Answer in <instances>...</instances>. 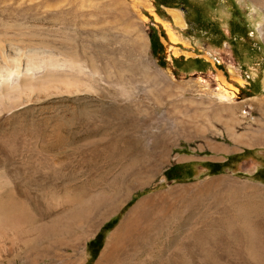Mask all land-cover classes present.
Returning a JSON list of instances; mask_svg holds the SVG:
<instances>
[{
    "label": "rangeland",
    "instance_id": "374dc122",
    "mask_svg": "<svg viewBox=\"0 0 264 264\" xmlns=\"http://www.w3.org/2000/svg\"><path fill=\"white\" fill-rule=\"evenodd\" d=\"M148 1L152 11L128 0H0V80L11 73L14 84L0 96V132L11 135L0 180L22 183L13 212L26 210V241H8L0 264H97L156 193L102 264H264V182L254 177H264V0H220L217 42ZM230 34L262 44L261 59L241 66ZM220 75L235 102L213 94ZM174 166L185 176L169 180ZM68 198L78 207L69 211ZM112 220L94 260L92 241Z\"/></svg>",
    "mask_w": 264,
    "mask_h": 264
},
{
    "label": "bare ground",
    "instance_id": "6f19581e",
    "mask_svg": "<svg viewBox=\"0 0 264 264\" xmlns=\"http://www.w3.org/2000/svg\"><path fill=\"white\" fill-rule=\"evenodd\" d=\"M131 6L134 9H149L152 11V7L150 4V1L148 0H128ZM173 15L174 23L178 28H184L185 25L182 22V18L180 14L177 11L170 10ZM165 27L168 29V38L172 43H176L180 41V37L174 33V31L170 30L167 23H164ZM184 25V26H182ZM179 38H178V37ZM188 45V44H186ZM185 45V46H186ZM184 46V45H183ZM173 48V47H172ZM177 50V49H176ZM211 52V51H210ZM175 53L178 54L176 51ZM209 54V53H208ZM186 55V54H185ZM192 55V54H191ZM210 55V54H209ZM43 67V66H42ZM32 69L27 70L25 72V75L22 77H19L21 80L20 83L17 86V90L21 91L27 84V79L30 77V72ZM230 74L233 75V77L236 74V70L230 65ZM18 76L19 73H17ZM238 74V73H237ZM34 75V74H33ZM12 74L10 73L9 76L3 78L0 80V96H9L11 91L14 88V84L11 80ZM32 77V76H31ZM233 80L236 81V79L233 78ZM218 81V87L213 90V94L219 101L221 102H227V103H233L235 102L238 90L235 86H233L231 83H229L224 76L220 75L217 79ZM18 82V79H17ZM240 82V81H237ZM16 83V82H15ZM242 84V82H240ZM212 92V91H211ZM3 99V98H2ZM11 140V135H8L6 133L0 132V155L4 152V150L7 147V142ZM42 177V176H41ZM22 187V183L20 181L14 182L13 184L9 182L7 179H1L0 180V241L3 242V244L0 245V250H9L10 248L6 245L9 241L11 245L15 246H21V242L26 241V237L20 236L21 231L25 228V221H23L24 216H26V210L24 208L18 209V214H15L14 208H15V202L13 195L15 191L19 190ZM160 196L159 193H156L152 196H149L145 199L140 200L135 207L131 210L129 215L122 221L120 226L113 232V234L110 236L107 245L105 249L103 250V253L100 257V260L97 264L105 263L108 259H110L113 255V253L116 251L117 242L122 236V232L125 229L126 225L128 224L129 220L136 216L137 213L146 207H148L152 201ZM131 197L129 198V200ZM70 200L68 207L72 209H75L78 207L79 201L75 199L68 198ZM139 214V213H138ZM134 222V221H133ZM131 223L134 224V223ZM9 231L12 232V234H9Z\"/></svg>",
    "mask_w": 264,
    "mask_h": 264
},
{
    "label": "flooded vegetation",
    "instance_id": "af4514ba",
    "mask_svg": "<svg viewBox=\"0 0 264 264\" xmlns=\"http://www.w3.org/2000/svg\"><path fill=\"white\" fill-rule=\"evenodd\" d=\"M153 3L157 6V8L167 9L173 8L177 10H181L182 18L185 23L184 29L188 34H193L192 32H196L199 30L200 32L207 34L208 38L213 39V41H220V36L225 35L223 32V26L216 20L211 12L222 13L224 9V3L220 0H192V5H189V0H152ZM226 12V11H225ZM224 14V13H223ZM198 15H200L205 22H197ZM233 22H231L232 24ZM238 24V23H235ZM217 26V28H216ZM245 26H237L238 30H243ZM197 29V30H196ZM247 29H245L244 33ZM182 36V35H180ZM227 39L224 43L228 44V48L232 50V54H237V51L240 59L242 57H246V52L249 53L251 59L254 60L255 54H260V48L257 44L251 43L250 41H246L245 38L241 37H233L230 34L226 36ZM155 41L161 45V39L159 36L156 37ZM213 42V44H216ZM230 46V47H229ZM241 49L242 51H240ZM234 60L235 57L233 56Z\"/></svg>",
    "mask_w": 264,
    "mask_h": 264
},
{
    "label": "trees",
    "instance_id": "16d2710c",
    "mask_svg": "<svg viewBox=\"0 0 264 264\" xmlns=\"http://www.w3.org/2000/svg\"><path fill=\"white\" fill-rule=\"evenodd\" d=\"M160 11H163V10L161 8H157L158 14H161ZM150 36H151V39H154V37H155V30L154 29H152ZM152 51H153V53H155V50L153 48H152ZM203 167H205V166H203ZM207 167H210V166L208 165ZM224 167H225V164H212L211 165V168H213L212 170H215L218 173L221 172L224 169ZM176 170H177V172H176V174H174V171H176ZM184 174L185 173L183 172V170L181 169L180 166L171 167L166 171V177L169 180H178L181 178L180 176H185ZM259 175H260V171H258L254 177L256 179H258L259 181L264 182V177L260 178ZM190 178H193V177L190 176ZM115 221L116 220H112V221L108 222L106 225H104V227L100 230V232L98 233L96 238L92 241L95 244V248L93 250L94 253L91 257L94 260L98 257V255H99V253H100V251L104 245L105 238H106L107 234L113 229V227L115 225ZM92 242H90V244Z\"/></svg>",
    "mask_w": 264,
    "mask_h": 264
},
{
    "label": "crops",
    "instance_id": "0c3cea01",
    "mask_svg": "<svg viewBox=\"0 0 264 264\" xmlns=\"http://www.w3.org/2000/svg\"><path fill=\"white\" fill-rule=\"evenodd\" d=\"M165 10H167V11H169V10H174V11H176L177 9H170V8H167V9H165ZM258 46H259V48H260V51H261V49H262V44H260V43H256ZM255 59H257V60H259V59H261V56H260V54H258V53H256L255 54ZM246 59V60H243V59ZM243 59H240V61L242 62V65L241 66H244L247 62H252V59H251V56L249 55V53L248 52H246V57H244ZM195 59H198L196 56H195ZM250 60V61H249ZM204 61H209L208 59H206V60H204ZM210 63H212V62H210ZM212 66L214 65L213 63L211 64ZM224 78H226V76L224 75ZM259 144H258V147L259 148H264V134H263V141H259L258 142Z\"/></svg>",
    "mask_w": 264,
    "mask_h": 264
},
{
    "label": "built area",
    "instance_id": "2783aa9c",
    "mask_svg": "<svg viewBox=\"0 0 264 264\" xmlns=\"http://www.w3.org/2000/svg\"><path fill=\"white\" fill-rule=\"evenodd\" d=\"M252 107L248 104V103H245L243 105V109H242V116L249 120V121H254L255 120V116L252 112Z\"/></svg>",
    "mask_w": 264,
    "mask_h": 264
},
{
    "label": "water",
    "instance_id": "95a60500",
    "mask_svg": "<svg viewBox=\"0 0 264 264\" xmlns=\"http://www.w3.org/2000/svg\"><path fill=\"white\" fill-rule=\"evenodd\" d=\"M170 9H173V8H170Z\"/></svg>",
    "mask_w": 264,
    "mask_h": 264
}]
</instances>
